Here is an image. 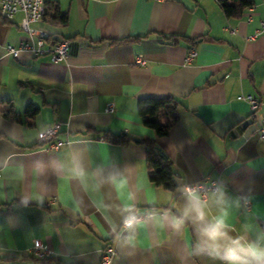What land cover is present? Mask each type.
<instances>
[{
  "label": "crops",
  "instance_id": "1",
  "mask_svg": "<svg viewBox=\"0 0 264 264\" xmlns=\"http://www.w3.org/2000/svg\"><path fill=\"white\" fill-rule=\"evenodd\" d=\"M21 18L0 16V264H100L109 244L111 264H219L197 254L191 224L172 227L183 187L204 180L218 181L207 198L228 214L233 235L264 234V107L252 115L237 100L264 98V0L240 18L225 16L218 0H46L32 26L69 41L61 63L6 52L23 38ZM138 56L146 66L134 65ZM145 98L177 103L166 135L142 123ZM28 106L38 112L27 115ZM8 108L15 120L3 116ZM54 123L67 142L56 151L37 140ZM104 132L130 142L111 143ZM144 140L168 161L174 190L151 181L167 169ZM132 209L153 214L123 230ZM129 232L138 234L135 248L123 245ZM35 241L50 255L31 254Z\"/></svg>",
  "mask_w": 264,
  "mask_h": 264
},
{
  "label": "built area",
  "instance_id": "2",
  "mask_svg": "<svg viewBox=\"0 0 264 264\" xmlns=\"http://www.w3.org/2000/svg\"><path fill=\"white\" fill-rule=\"evenodd\" d=\"M45 2L46 0H0V16L4 20H10L13 16L21 12L22 18L20 21V29L23 33V38L19 42L17 47L6 45V52L14 58L20 55L27 54L32 57H43L46 56L52 63L63 62L69 53L70 43L67 40H59L56 42H51L48 40L49 36L46 32L42 30L35 29L32 24L39 22L43 19L45 12ZM251 10V8H250ZM264 32V26L261 29ZM196 56L194 50H190L185 61L191 62ZM148 61L142 56L136 57L134 65L136 67L146 66ZM237 100L245 101L250 109L252 115H256L261 107H264V98H257L253 95L240 94L237 96ZM113 111V105L108 104L106 107V112ZM60 124L54 123L51 127L41 130L37 134V140L40 144L46 145V149L56 151L62 147L67 142H64L57 138V134L60 131ZM258 137L260 140L264 141V115L258 116ZM219 190V183L217 180H204L200 182H194L186 184L183 187V193L189 195L190 191H196L199 194L208 197L210 194H215ZM250 201H244L245 209H250ZM153 213H148L146 215H139L133 209L128 211L122 221V229L129 230L126 228V220L130 217H136V223L140 220L152 216ZM31 254H33L38 259H44L50 255L48 251L39 241H35L32 248L30 249ZM116 255V250L114 245H107L103 251L100 260V264H111Z\"/></svg>",
  "mask_w": 264,
  "mask_h": 264
},
{
  "label": "clouds",
  "instance_id": "3",
  "mask_svg": "<svg viewBox=\"0 0 264 264\" xmlns=\"http://www.w3.org/2000/svg\"><path fill=\"white\" fill-rule=\"evenodd\" d=\"M223 199L216 198L219 203ZM136 217L126 220V228L136 226ZM191 224L198 236L195 251L207 255L219 264H264V234L255 239L247 235H233L228 214L223 210L214 212L210 198L196 191H190L178 215L172 218V227L182 228ZM119 241L117 244L119 246ZM139 244L138 234L129 232L123 239L126 248H135Z\"/></svg>",
  "mask_w": 264,
  "mask_h": 264
},
{
  "label": "trees",
  "instance_id": "4",
  "mask_svg": "<svg viewBox=\"0 0 264 264\" xmlns=\"http://www.w3.org/2000/svg\"><path fill=\"white\" fill-rule=\"evenodd\" d=\"M219 5L225 14V16L230 18H240L243 16L247 8L252 6L253 0H218ZM46 14V2H45V12L43 19ZM42 19V20H43ZM60 22L66 21V15L60 14L58 17ZM48 40L51 42H56L53 39L52 34H48ZM123 42V41H121ZM38 109L32 106H28L25 113L27 115H35ZM2 114L7 119H16V113L11 109H3ZM138 115L144 125L155 130L157 136H164L167 134L169 128L178 119L177 114V103L171 98H145L139 101L138 104ZM104 138L116 144H127L130 139L125 135H113L109 132L103 133ZM147 144V156L149 158H156L158 163L167 169L160 177L151 176V181L156 185H162L164 188L169 190L175 189L173 173L169 169L168 161L162 156V154L156 150L153 141L144 140Z\"/></svg>",
  "mask_w": 264,
  "mask_h": 264
}]
</instances>
